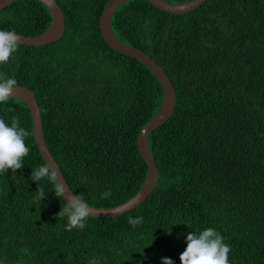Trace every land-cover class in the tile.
<instances>
[{"label":"trees","instance_id":"1","mask_svg":"<svg viewBox=\"0 0 264 264\" xmlns=\"http://www.w3.org/2000/svg\"><path fill=\"white\" fill-rule=\"evenodd\" d=\"M65 31L55 43L19 45L0 75L30 89L45 143L70 191L88 206L112 208L142 187L147 165L137 147L158 112L162 88L134 58L104 42L99 20L108 0H55ZM183 4L192 0H166ZM52 20L38 0L0 11V31L45 33ZM115 37L151 57L170 79L176 106L148 137L156 187L137 208L89 217L66 230L65 200L47 178L27 105L0 103V119L32 133L15 173H0V264H180L186 236L215 228L230 245L229 264H264V0H206L185 15L131 0L111 19ZM12 108L13 111H8ZM110 189L112 195L101 199ZM39 190L46 198L35 204ZM142 217L135 227L129 218Z\"/></svg>","mask_w":264,"mask_h":264},{"label":"water","instance_id":"2","mask_svg":"<svg viewBox=\"0 0 264 264\" xmlns=\"http://www.w3.org/2000/svg\"><path fill=\"white\" fill-rule=\"evenodd\" d=\"M16 0H0V11ZM41 2L51 13L52 20L48 30L39 36H23L18 35L19 45L29 47H39L48 44L55 43L61 39L65 31V22L62 10L55 0H38ZM131 0H108L105 4L100 20H99V31L101 36L109 48L114 52L134 58L143 64L147 70L157 79L162 88V103L156 113V115L147 122L140 130L137 137L138 151L147 165V174L144 183L140 190L129 200L112 208H90V217L97 219H110L126 214L133 209L140 206L147 197L152 193L156 187L158 180V170L155 164V160L148 146L149 135L165 124L173 115L176 106V93L170 79L165 74L164 70L146 53L143 51L133 48L131 46L121 43L113 34L111 27V19L113 13L122 4ZM153 5L158 10L172 14V15H185L199 6H201L206 0H192L183 4L171 3L166 0H145ZM11 99L19 100L25 103L29 109L31 120H32V132L37 149L44 162H47L52 166V169L57 172L58 180L64 187V196L62 197L65 202L75 196L69 189L62 171L58 167L56 161L51 155L48 147L45 143L40 109L36 102L34 93L26 87H17L12 93Z\"/></svg>","mask_w":264,"mask_h":264},{"label":"clouds","instance_id":"3","mask_svg":"<svg viewBox=\"0 0 264 264\" xmlns=\"http://www.w3.org/2000/svg\"><path fill=\"white\" fill-rule=\"evenodd\" d=\"M18 35L15 30L0 31V65L7 64L19 46ZM17 89V81L14 78H5L0 75V103H4L12 97ZM8 111H13L8 108ZM18 117L12 118L11 126L0 119V173L5 174L8 169L13 173L21 169L23 158L29 154V147L25 144V138L32 135L30 131L19 126ZM47 178L54 185V193L57 198L64 196V187L58 180L57 172L47 162L31 173V179L35 182ZM47 193L39 190L35 198L38 207L40 201L46 198ZM112 195L110 189L101 194V199H108ZM90 208L82 196H73L67 200L65 207L58 213L59 217L67 216L66 230L73 228L83 230L86 221L90 217ZM143 222L142 217L129 218L128 223L133 227ZM186 248L180 254V264H229L230 245L224 242V237L215 228H206L199 234L191 232L186 236ZM89 264H98V258L92 259ZM162 264H174L170 258H162Z\"/></svg>","mask_w":264,"mask_h":264}]
</instances>
